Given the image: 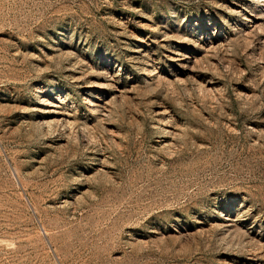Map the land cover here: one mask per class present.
Segmentation results:
<instances>
[{
  "label": "rangeland",
  "instance_id": "rangeland-1",
  "mask_svg": "<svg viewBox=\"0 0 264 264\" xmlns=\"http://www.w3.org/2000/svg\"><path fill=\"white\" fill-rule=\"evenodd\" d=\"M0 264H264V0H0Z\"/></svg>",
  "mask_w": 264,
  "mask_h": 264
}]
</instances>
